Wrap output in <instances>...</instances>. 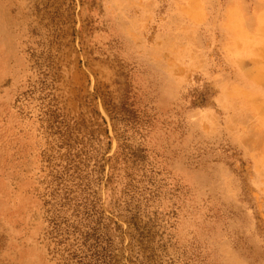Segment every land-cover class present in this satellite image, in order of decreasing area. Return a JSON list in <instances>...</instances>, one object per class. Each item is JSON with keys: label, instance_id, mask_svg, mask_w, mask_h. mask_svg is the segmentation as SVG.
<instances>
[{"label": "rangeland", "instance_id": "rangeland-1", "mask_svg": "<svg viewBox=\"0 0 264 264\" xmlns=\"http://www.w3.org/2000/svg\"><path fill=\"white\" fill-rule=\"evenodd\" d=\"M0 264H264V0H0Z\"/></svg>", "mask_w": 264, "mask_h": 264}, {"label": "bare ground", "instance_id": "bare-ground-1", "mask_svg": "<svg viewBox=\"0 0 264 264\" xmlns=\"http://www.w3.org/2000/svg\"><path fill=\"white\" fill-rule=\"evenodd\" d=\"M174 1V0H173ZM237 6V5H236ZM108 7V6H107ZM226 7V6H225ZM224 7V8H225ZM238 8V7H237ZM111 9V8H110ZM249 9V8H248ZM251 9V8H250ZM103 14V13H102ZM114 16V15H113ZM117 18V17H116ZM128 23V22H127ZM127 25V24H126ZM111 27V26H110ZM125 27V26H124ZM128 27V26H127ZM133 27V26H132ZM153 65V64H152ZM154 66V65H153Z\"/></svg>", "mask_w": 264, "mask_h": 264}]
</instances>
